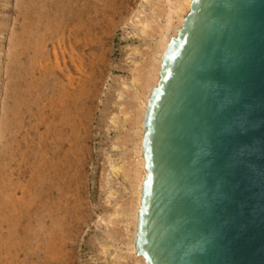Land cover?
I'll list each match as a JSON object with an SVG mask.
<instances>
[{"label": "rangeland", "instance_id": "1", "mask_svg": "<svg viewBox=\"0 0 264 264\" xmlns=\"http://www.w3.org/2000/svg\"><path fill=\"white\" fill-rule=\"evenodd\" d=\"M74 1L0 0V264L135 261L119 209L132 191L111 168L135 160L123 119L134 109L132 77L148 64L163 22L155 7L165 2ZM147 21L152 35L140 30Z\"/></svg>", "mask_w": 264, "mask_h": 264}, {"label": "water", "instance_id": "2", "mask_svg": "<svg viewBox=\"0 0 264 264\" xmlns=\"http://www.w3.org/2000/svg\"><path fill=\"white\" fill-rule=\"evenodd\" d=\"M143 123L147 264H264V0H191Z\"/></svg>", "mask_w": 264, "mask_h": 264}, {"label": "bare ground", "instance_id": "3", "mask_svg": "<svg viewBox=\"0 0 264 264\" xmlns=\"http://www.w3.org/2000/svg\"><path fill=\"white\" fill-rule=\"evenodd\" d=\"M69 1V0H68ZM74 1V0H73ZM75 2V1H74ZM73 2V3H74ZM164 2H165V5H164V7L162 8V9H160L159 7H155V8H158L159 9V11L156 9L155 10V8L153 7H151L150 8V6H149V8H150V10L151 11H153L154 12V14H155V12H157L158 13V17L160 16V18L161 17H163V22L161 23V24H157L158 26H156V29H155V35H156V39L154 40L155 42H154V46H153V48L152 49H149V52L151 51V53H150V55H149V61H148V64L147 63H144L146 66H144L143 65V67L144 68H142V67H140L142 70H140V69H136L137 70V72H135V74L133 75V77H132V82H133V84H134V88L136 89V91H135V102H133L134 103V109L133 110H131V112L129 113V114H126L125 115V118L123 119L124 120V122H127V121H129L130 122V124H131V128H132V130L131 131H133V137H134V141L132 142L133 143V147H132V145H131V148H133L134 149V153L133 154H135V160H133V162H132V160H131V162L133 163L132 165H131V163H130V165H128L129 166V168L128 167H124V165H120V166H117V165H115V167H113V169L111 168V170L113 171V173L114 174H120L121 175V177H122V179H123V181L124 180H126V181H128V183H129V185H128V189H129V187H130V189H131V193H132V195L130 194V196H131V199H130V201H129V199H128V201H127V203H125V205L123 206V207H119V209L120 208H122L123 209V211H124V214H123V211H122V214L123 215H126L128 218H129V221H128V224H127V226L128 225H130L129 227H130V229L128 228V227H126V230H128L129 229V232H128V240H126V241H128V246H129V249H130V251L129 252H131V251H133V253H135V261H134V264H147L146 262H145V259H144V257L141 255V254H139L137 251H136V248H135V246H134V240H135V234H136V228H137V216H138V209H139V206H140V196H141V189H142V184H143V179H144V176H145V167H144V158H143V156H142V138H143V123H144V118H145V113H146V109H147V104H148V100H149V96H150V93H151V91H152V89L156 86V84H157V82H158V80H159V71H160V67H161V64H160V61H161V58H162V56H163V54H164V52H165V50H166V48H167V45H168V42H169V40H170V38L172 37V36H175L176 34H177V30L182 26V23H183V19H184V16L187 14V12L189 11V9H190V2H191V0H164ZM68 3V2H67ZM152 4V3H151ZM154 4V3H153ZM162 4H163V2H162ZM161 4V5H162ZM46 5V4H45ZM81 7V6H80ZM57 13V12H56ZM53 14V13H52ZM48 16V15H47ZM157 15H155V17H156ZM21 17V16H20ZM59 17V16H58ZM159 18V19H160ZM56 21V20H55ZM27 22V21H26ZM23 23H25V22H23ZM56 23V22H55ZM148 23H150V22H142L141 23V28H140V30L142 29V31L145 33V32H147V30H149L148 29ZM54 24V23H53ZM23 25V24H22ZM26 25V24H25ZM151 25V24H150ZM27 26V25H26ZM154 28V27H153ZM152 27H150V29L151 30H149L150 32H152L153 33V31H154V29H153ZM153 29V30H152ZM23 30V29H22ZM21 30V31H22ZM35 32V31H34ZM21 33V32H20ZM28 33H29V31H28ZM143 33V34H144ZM148 33V32H147ZM152 33H148V35H152ZM146 34V33H145ZM154 34V33H153ZM18 37V36H17ZM20 37V36H19ZM19 37H18V39H19ZM153 37V36H152ZM23 38H26V37H23ZM20 41V40H19ZM19 41H18V43H19ZM96 43H97V41H96ZM14 45H15V43H14ZM14 45H12V46H14ZM9 47V46H8ZM11 47V46H10ZM11 48H13V47H11ZM14 51V50H13ZM18 51V50H17ZM16 51V52H17ZM10 52V51H9ZM11 56H13V53L11 54ZM17 56H19V55H17ZM13 58H14V56H13ZM20 58V57H19ZM10 59V58H9ZM12 59V58H11ZM14 59H16V61H17V57H15ZM13 59V60H14ZM11 61V60H10ZM15 61V60H14ZM15 61V62H16ZM21 61V60H20ZM19 61V62H20ZM18 62V61H17ZM28 62V61H27ZM12 63H13V61H12ZM23 63V62H22ZM137 64V63H136ZM140 64V63H139ZM143 64V63H142ZM11 65V64H10ZM19 66V65H18ZM137 67H139V66H142V65H136ZM135 66V67H136ZM7 67H10L9 65L7 66ZM14 67V66H13ZM12 67V68H13ZM12 70V69H11ZM135 70V69H134ZM7 71H10V70H7ZM12 72V71H11ZM10 72V73H11ZM15 72V71H14ZM14 72H13V74H14ZM51 72V71H50ZM7 73V72H6ZM17 73V72H16ZM20 72H18V74H19ZM52 73V72H51ZM50 73V74H51ZM9 74V73H8ZM27 74V73H26ZM7 75V74H6ZM15 75V74H14ZM13 75V76H14ZM21 75H22V72H21ZM52 75V74H51ZM10 76H11V74H10ZM19 76V75H18ZM27 76V75H26ZM8 78V77H7ZM52 78V77H51ZM12 79V81H13V78H10V80ZM19 80V79H18ZM17 80V81H18ZM22 80V79H21ZM8 82H9V80H8ZM14 82H15V79H14ZM131 82V83H132ZM17 84V83H16ZM8 85H10V84H8ZM7 85V86H8ZM11 86V85H10ZM24 86V85H23ZM15 87V86H14ZM28 87V86H27ZM40 88H41V86H40ZM11 89L13 90V87H11ZM10 89V90H11ZM6 90H8V87H7V89ZM29 90V89H28ZM32 91V90H31ZM8 92H10L9 90H8ZM14 92H16V91H14ZM13 92V93H14ZM22 92H23V90H22ZM11 93H12V91H11ZM16 94H17V92H16ZM33 94H34V92H33ZM11 95V94H10ZM18 95V94H17ZM26 95V94H25ZM6 97L8 98L9 97V99H10V96H9V94H8V96L6 95ZM12 97V96H11ZM15 97V96H14ZM14 99V98H13ZM22 99V98H21ZM56 99V98H55ZM7 100V99H6ZM10 101H12V100H10ZM23 101H24V99H23ZM13 102V101H12ZM29 102V101H28ZM27 102V103H28ZM40 102V101H39ZM21 103V102H20ZM32 103V102H31ZM60 103V102H59ZM63 103V102H62ZM133 103H132V105H133ZM8 104H10L11 105V102H9ZM36 104V103H35ZM66 104V103H65ZM64 103H63V105H65ZM60 105V104H59ZM7 106V105H6ZM9 106V105H8ZM7 106V107H8ZM133 107V106H132ZM6 108V107H5ZM17 108H19V107H17ZM51 108H53V107H51ZM54 108H55V106H54ZM67 109V108H66ZM7 110V109H6ZM12 111V110H11ZM10 111V112H11ZM15 111V110H14ZM69 111V110H68ZM13 112V111H12ZM67 112V111H66ZM9 113V112H8ZM7 113V114H8ZM15 112H13L11 115H13ZM20 113V112H19ZM46 113V112H45ZM4 114H5V112H4ZM16 114V113H15ZM14 114V115H15ZM67 114V113H66ZM65 114V115H66ZM9 115V114H8ZM7 115V116H8ZM19 115V114H18ZM5 116V115H4ZM72 116V115H71ZM10 117V116H9ZM12 117H14V116H12ZM25 117V116H24ZM15 118V117H14ZM16 118H18L17 116H16ZM42 118V117H41ZM63 118V117H62ZM6 119H8V118H6ZM13 119V118H12ZM12 119H10V122H11V120ZM68 119V118H67ZM122 120V121H123ZM19 121H20V119H19ZM40 121V120H39ZM68 121V120H67ZM14 122H15V119H14ZM18 122V121H17ZM5 123V122H4ZM19 123V122H18ZM21 123V122H20ZM70 123V122H69ZM73 123V122H72ZM71 123V124H72ZM11 124H12V122H11ZM48 124V123H47ZM65 124V123H64ZM127 124H129V123H127ZM4 125V124H3ZM9 125V124H8ZM14 125V124H13ZM16 125V124H15ZM21 125V124H20ZM20 125H18V126H20ZM32 125V124H31ZM5 127H7L8 128V126H6V124L4 125ZM11 126V125H10ZM30 126V125H29ZM130 126V125H129ZM1 127V126H0ZM4 127V128H5ZM22 127V126H21ZM20 127V128H21ZM58 127V126H57ZM65 127H66V125H65ZM4 128L2 129L3 130V132H7V131H4ZM35 129H36V127H34ZM55 128V127H54ZM82 128H83V126H82ZM15 129H16V132H18L17 130H19V129H17V128H14V130H13V128L11 129L12 131H13V133H14V131H15ZM68 129H69V127H68ZM6 130V129H5ZM70 130V129H69ZM1 131V130H0ZM8 131H9V128H8ZM39 131V130H38ZM10 132V131H9ZM70 132V131H69ZM10 134H12V132L10 133ZM18 134H19V132H18ZM57 134V133H56ZM55 134V135H56ZM61 134V133H60ZM2 136H3V134H1ZM0 135V136H1ZM17 135V134H16ZM23 135V134H22ZM6 136H7V134H6ZM9 136V135H8ZM34 136V135H33ZM60 136V135H59ZM3 137H5V135L3 136ZM10 137V136H9ZM13 137V136H12ZM11 137V138H12ZM15 137H17V136H15ZM19 137V136H18ZM44 137V136H43ZM133 137H131V140H132V138ZM2 138V137H1ZM7 138V137H6ZM63 138V137H62ZM3 139H5V138H2V141H3ZM8 139V138H7ZM7 139H6V141H7ZM12 139H14V138H12ZM33 139V138H32ZM48 139V138H47ZM59 139V138H58ZM68 140V139H67ZM72 141H73V139H71ZM48 141V140H47ZM8 142V141H7ZM23 142V141H22ZM8 143H10V142H8ZM81 143V142H80ZM131 143V142H130ZM11 144H13V142L11 143ZM40 144V143H39ZM38 144V145H39ZM4 145V144H3ZM2 145V146H3ZM6 145V144H5ZM4 145V146H5ZM63 145V144H62ZM74 145V144H73ZM11 146V145H10ZM10 146H9V148H10ZM55 146V145H54ZM82 146V145H81ZM15 147V146H14ZM25 147V146H24ZM27 147V146H26ZM66 148V147H65ZM12 149V148H11ZM69 149V148H68ZM7 150V149H6ZM66 150V149H65ZM1 151V150H0ZM4 151V150H3ZM6 152V151H5ZM11 152V151H10ZM63 152V151H62ZM3 153V152H2ZM35 153V152H34ZM37 153V152H36ZM66 153V152H65ZM69 153H70V151H69ZM30 154V153H29ZM132 154V155H133ZM3 155V154H2ZM132 155L130 156V158H132ZM10 156V155H9ZM36 156V155H35ZM0 157H2V156H0ZM11 157H12V155H11ZM134 157V156H133ZM1 159V158H0ZM11 159V158H10ZM14 159V158H13ZM34 159V158H33ZM1 161V160H0ZM10 161V160H9ZM129 163V162H128ZM8 164H9V162H8ZM3 165V164H2ZM5 165V164H4ZM27 166V165H26ZM0 167H1V164H0ZM13 169V168H12ZM1 171V170H0ZM33 172V171H32ZM52 172V171H51ZM11 173V172H10ZM5 174V173H4ZM12 174V173H11ZM119 175V176H120ZM7 176H9V175H7ZM44 177V176H43ZM46 179V178H45ZM54 180H55V178H54ZM9 181H7V183H8ZM51 184V183H50ZM126 184H127V182H126ZM5 186V185H4ZM130 191V190H129ZM5 192V191H4ZM17 192V191H16ZM130 193V192H129ZM70 194V193H69ZM114 194V193H113ZM35 195V194H34ZM110 195H112V193L110 194ZM113 196V195H112ZM4 197H5V195H4ZM35 197V196H34ZM9 198V197H8ZM128 198V197H127ZM126 198V199H127ZM51 199V198H50ZM56 199V198H55ZM125 199V200H126ZM54 200V199H53ZM53 200H51V201H53ZM59 200H60V198H59ZM62 201V200H61ZM60 201V202H61ZM59 202V201H58ZM44 203V202H43ZM122 204V203H121ZM120 204V205H121ZM124 204V203H123ZM118 206H119V204H118ZM122 206V205H121ZM2 208V207H1ZM47 208V207H46ZM3 209V208H2ZM1 209V210H2ZM44 210V209H43ZM3 212V211H2ZM46 212H47V210H46ZM62 212V211H61ZM1 213V212H0ZM7 213V212H6ZM66 213V212H65ZM43 214V213H42ZM47 214V213H46ZM116 214H117V210H116ZM119 214V213H118ZM17 215V214H16ZM35 215V214H34ZM62 215H63V213H62ZM40 216V215H39ZM43 218V217H42ZM41 218V219H42ZM4 220V219H3ZM50 220V219H49ZM37 221H38V219H37ZM42 221H44V220H42ZM52 221V220H51ZM1 222H3V221H1ZM30 223V222H29ZM34 223V222H33ZM42 223V222H41ZM31 224V223H30ZM39 224V223H38ZM38 224L36 225L37 227H38ZM50 224H51V222H50ZM41 225V224H40ZM30 226V225H29ZM28 226V227H29ZM36 226H35V228H36ZM41 226H43V224L41 225ZM55 226V225H54ZM58 226V225H57ZM15 227V226H14ZM1 228V227H0ZM5 228V227H4ZM31 228H32V225H31ZM31 228H30V230H31ZM38 228H40V227H38ZM52 228V227H51ZM62 228V227H61ZM42 229V228H41ZM44 229V228H43ZM1 230H4V229H1ZM37 230V229H36ZM35 230V231H36ZM46 230H48V228L46 229ZM51 230V229H50ZM32 231V230H31ZM33 231H34V229H33ZM39 231H41L40 229H39ZM38 231V232H39ZM8 232V231H7ZM45 232H47V231H45ZM43 232H41V234H42ZM48 233H49V231H48ZM8 234V233H7ZM13 234V233H12ZM32 234V233H31ZM39 235H40V233H39ZM43 235V234H42ZM126 236V237H127ZM37 237V236H36ZM39 238V237H38ZM43 238H44V235H43ZM48 238V237H47ZM1 239H2V237H1ZM1 239H0V241H1ZM29 240V239H28ZM38 240V239H37ZM44 240H46V239H44ZM40 241V240H39ZM125 241V242H126ZM31 242V241H30ZM35 242V241H34ZM42 242V241H41ZM50 243V242H49ZM127 243V242H126ZM32 243H30V245H31ZM35 244H36V242H35ZM35 244H34V246H35ZM45 244V243H44ZM128 246H127V248H128ZM45 247V246H44ZM36 248V247H35ZM38 248V247H37ZM29 249H31V248H29ZM29 249H28V251H29ZM32 250V249H31ZM48 250V249H47ZM55 252V251H54ZM42 254V253H41ZM45 254V253H44ZM43 254V255H44ZM55 255V254H54ZM134 255V254H133ZM42 256V255H41ZM53 256V255H52ZM26 259V258H25ZM31 259V258H30ZM27 260V259H26ZM8 262V261H7ZM11 262V261H10ZM9 262V263H10ZM4 264V263H3ZM11 264V263H10ZM35 264V263H34Z\"/></svg>", "mask_w": 264, "mask_h": 264}]
</instances>
